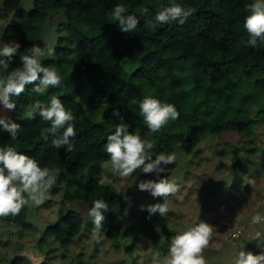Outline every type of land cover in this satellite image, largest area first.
I'll return each instance as SVG.
<instances>
[{"label":"trees","instance_id":"obj_1","mask_svg":"<svg viewBox=\"0 0 264 264\" xmlns=\"http://www.w3.org/2000/svg\"><path fill=\"white\" fill-rule=\"evenodd\" d=\"M172 2L34 0L29 10H17L13 22L6 27V36L16 38L21 46L9 62L11 70L21 65L20 54L25 49L33 44L42 48L48 44L42 35L52 12L66 17L58 31L54 54L49 56L46 52L41 59L45 66L55 67L62 75L61 85L49 88L43 96L31 92L32 84L26 86L24 93L13 97L17 109L8 110L7 120L21 125L18 138L12 140L9 133L0 130V146L15 147L42 166L65 174L59 216L40 233L38 248H45L46 237L54 238L61 246L74 242L84 218L79 211L65 210L64 204L77 201L90 209L94 200L104 199L108 210L102 234L114 242L125 236L121 220L127 203L115 185L97 179L102 163L108 160L103 145L121 122L112 116L114 109L119 108L130 132L154 142L153 155L173 152L176 147L190 154L210 134L233 131L249 136L258 120L251 116V110L258 100L264 99V45H247L243 23L248 13L244 5L251 0H176L194 10L186 23L145 27V21L153 18L159 5ZM118 3H123L140 21L132 34L122 32L118 22H109L108 12ZM144 7L149 8L148 14L142 13ZM7 71L0 69V75ZM79 80L100 96L101 120L80 99ZM51 94L58 96L75 116L77 135L71 152L52 147L51 135L45 140L43 133L48 122L38 115L35 119L28 116L35 101L47 105ZM148 95L174 104L180 117L150 133L138 109V102ZM260 112L259 120H264V109ZM239 167H232L234 188L242 182ZM29 208L24 207L15 217H0V227L28 228ZM133 227L154 247L165 244L148 210L139 213ZM41 250L46 255L45 249ZM20 263V259L13 260V264ZM36 263L50 264L44 260L27 264Z\"/></svg>","mask_w":264,"mask_h":264},{"label":"rangeland","instance_id":"obj_2","mask_svg":"<svg viewBox=\"0 0 264 264\" xmlns=\"http://www.w3.org/2000/svg\"><path fill=\"white\" fill-rule=\"evenodd\" d=\"M33 1L0 0V34L5 42H16V38L6 36V27L13 22L17 10H29ZM65 18L61 12H52L47 18L42 36L52 48L57 43L58 31ZM78 91L83 103L88 109H94L96 118L101 120L100 96L82 80L78 81ZM259 109H264V99L258 100L251 110V116L258 120L249 136L233 131L210 134L204 136L190 154L176 147L173 151L176 163L168 165L169 170L159 176L155 171L144 173L141 166L133 174L122 177L114 174L111 164L104 161L97 179L115 185L127 203L121 220L125 236L119 242L102 233L93 235L89 209L77 201L64 204L65 210L79 211L84 218L82 230L74 242L61 246L54 238L46 237L45 248L37 247L40 233L57 219L63 203L65 174L54 170L57 183L50 190V198L42 205L30 206L28 228L18 225L0 227V264H13L14 259H20V264L40 260L50 264H158L157 253L166 254L171 237L200 220L212 226L208 246L203 251L207 264H231V254L241 247L245 252L264 254V236L260 241L254 239L256 231L264 233V224H250L253 214L264 212V120H259L262 115V112L258 113ZM0 117L10 118L8 110L2 106ZM235 165H240L242 175L238 188L232 187V167ZM161 178L174 182L177 191L168 197L166 216L150 214L165 243L154 247L135 231L133 222L148 205L163 202V197H153L149 191H141L139 183ZM238 231L239 236L234 237L233 233ZM41 249H45L46 255Z\"/></svg>","mask_w":264,"mask_h":264},{"label":"clouds","instance_id":"obj_3","mask_svg":"<svg viewBox=\"0 0 264 264\" xmlns=\"http://www.w3.org/2000/svg\"><path fill=\"white\" fill-rule=\"evenodd\" d=\"M248 15L244 17L243 28L248 35L247 45L253 48L264 45V0H251L244 5ZM149 8L142 9L143 14L149 13ZM192 7H185L176 0L171 4L159 5L152 19L145 21V27L156 29L158 26L170 23L184 24L193 14ZM109 22H118L122 32L132 34L140 23L138 17L129 13L123 3L114 5L108 12ZM0 34V69L8 70L6 75H0V106L6 110H16L17 104L13 97H19L25 92L26 86L32 84L31 92L37 96L48 93L49 88L61 85L62 75L53 66H45L41 59L54 54V49L45 44H33L20 54L21 65L10 68V61L21 47L19 43L5 42ZM38 83H33L37 82ZM139 115L150 133L160 131L170 120L180 117V112L171 103L161 101L153 96H145L138 102ZM48 122L43 129L44 138L51 135V145L55 149L64 148L71 152L77 135L75 116L66 109L62 100L55 94L49 96L47 105L37 100L34 108L28 111V116ZM112 116L119 118L115 130L110 133L103 145L108 154L105 163L111 164V171L119 176H129L142 167L144 173L155 171L157 176L168 171V165L176 163L175 152H159L152 154L154 142L142 137L137 132H130L129 125L124 122L119 108L112 111ZM0 130L10 134L12 140L18 138L21 125L0 117ZM153 156L155 158L153 159ZM148 161V162H146ZM57 183V175L48 166H42L34 157L18 151L12 146H0V217H15L26 206H40L50 198V190ZM141 191H149L153 197H163V202L148 205L150 214L164 217L168 213V197L177 191L174 182L168 178L141 181L138 185ZM108 204L104 199H96L89 209L93 223L92 234L102 233L105 212ZM251 225L264 224V212H257L250 218ZM212 234L211 224L200 220L199 223L188 226L185 230L171 237L166 254L157 253L158 264H207L203 255ZM264 233L255 232L254 239L261 240ZM260 246V244H259ZM231 264H264V254L245 252L244 247L234 250L231 254Z\"/></svg>","mask_w":264,"mask_h":264},{"label":"built area","instance_id":"obj_4","mask_svg":"<svg viewBox=\"0 0 264 264\" xmlns=\"http://www.w3.org/2000/svg\"><path fill=\"white\" fill-rule=\"evenodd\" d=\"M239 234H240V232L238 231V232L233 233V236H234V237H238Z\"/></svg>","mask_w":264,"mask_h":264}]
</instances>
